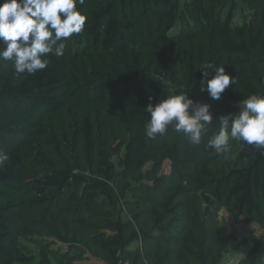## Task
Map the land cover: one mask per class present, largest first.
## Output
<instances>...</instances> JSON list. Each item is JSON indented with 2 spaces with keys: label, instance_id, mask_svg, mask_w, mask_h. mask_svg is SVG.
<instances>
[{
  "label": "trees",
  "instance_id": "1",
  "mask_svg": "<svg viewBox=\"0 0 264 264\" xmlns=\"http://www.w3.org/2000/svg\"><path fill=\"white\" fill-rule=\"evenodd\" d=\"M78 8L84 30L45 70L0 61V264H231L236 238L218 214L264 230V150L233 141L216 153L219 120L199 145L171 127L150 139L144 109L186 94L218 118L264 97V0ZM209 62L237 78L220 100L200 91ZM235 264H264V239Z\"/></svg>",
  "mask_w": 264,
  "mask_h": 264
},
{
  "label": "clouds",
  "instance_id": "2",
  "mask_svg": "<svg viewBox=\"0 0 264 264\" xmlns=\"http://www.w3.org/2000/svg\"><path fill=\"white\" fill-rule=\"evenodd\" d=\"M84 4L85 0H0V61H11L17 74L34 76L45 70L48 55H63L65 41L84 30L88 17L78 8ZM201 70L200 91L213 100H220L237 83L235 75L214 63ZM241 103L238 114L214 118L210 105L186 94L171 95L144 109L150 115L145 134L155 139L171 127L190 144L199 145L209 126L219 120V131L207 145L216 153L230 152L233 141L264 150V97L251 94L237 105ZM8 159L0 152V165Z\"/></svg>",
  "mask_w": 264,
  "mask_h": 264
},
{
  "label": "rangeland",
  "instance_id": "3",
  "mask_svg": "<svg viewBox=\"0 0 264 264\" xmlns=\"http://www.w3.org/2000/svg\"><path fill=\"white\" fill-rule=\"evenodd\" d=\"M240 15L238 14V18ZM157 150V156L160 159H167L168 153L163 151L159 146H153ZM125 151L123 150L116 158V165L121 168L124 164ZM170 161L166 160L164 163V172L169 173ZM220 221V229L223 235H234L235 240L231 242V252L227 256V259L231 264H235L241 257L247 254L249 248L252 247V243L255 239H264V230L257 224L247 225L243 220L236 223L232 216L226 211H221L218 214ZM246 243H249L247 246ZM85 264H101L97 261L87 262Z\"/></svg>",
  "mask_w": 264,
  "mask_h": 264
}]
</instances>
